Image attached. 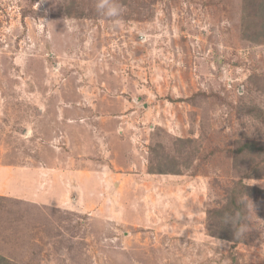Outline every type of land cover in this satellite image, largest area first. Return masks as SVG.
Masks as SVG:
<instances>
[{
    "label": "rangeland",
    "instance_id": "1",
    "mask_svg": "<svg viewBox=\"0 0 264 264\" xmlns=\"http://www.w3.org/2000/svg\"><path fill=\"white\" fill-rule=\"evenodd\" d=\"M119 3L111 20L94 0H0V253L264 264V153L237 149L264 145L243 0Z\"/></svg>",
    "mask_w": 264,
    "mask_h": 264
},
{
    "label": "trees",
    "instance_id": "2",
    "mask_svg": "<svg viewBox=\"0 0 264 264\" xmlns=\"http://www.w3.org/2000/svg\"><path fill=\"white\" fill-rule=\"evenodd\" d=\"M243 3H244V7H243L244 15L242 21L244 23L245 21L248 20L247 21L248 24L245 22L244 28L242 27L243 37L249 41H253L256 43L264 42V0H243ZM237 149L239 153L246 151L250 153L257 151L258 154L264 153V145H260V142H257L255 140L246 141L245 143L239 145ZM158 167H159L158 170L159 173H174V170H170V169L165 170V169H161L160 168L161 166ZM254 170L255 169L253 168V171ZM237 202H238L237 200L236 202H234V198L228 199L225 202L223 209L220 211V214L224 215L223 217L229 220L228 216H233L235 213V209H237L238 207ZM239 226H240V222L236 220V226L234 227L236 229V233H238ZM0 264H20V263L0 253Z\"/></svg>",
    "mask_w": 264,
    "mask_h": 264
},
{
    "label": "clouds",
    "instance_id": "3",
    "mask_svg": "<svg viewBox=\"0 0 264 264\" xmlns=\"http://www.w3.org/2000/svg\"><path fill=\"white\" fill-rule=\"evenodd\" d=\"M94 9L97 15L111 20L118 19L123 13L119 0H94ZM243 231V228L238 229L241 234Z\"/></svg>",
    "mask_w": 264,
    "mask_h": 264
},
{
    "label": "crops",
    "instance_id": "4",
    "mask_svg": "<svg viewBox=\"0 0 264 264\" xmlns=\"http://www.w3.org/2000/svg\"><path fill=\"white\" fill-rule=\"evenodd\" d=\"M111 137H112V136H111ZM80 153H81L80 149L78 150L77 147H76V154H75V155H76L77 157H78V156H81Z\"/></svg>",
    "mask_w": 264,
    "mask_h": 264
}]
</instances>
